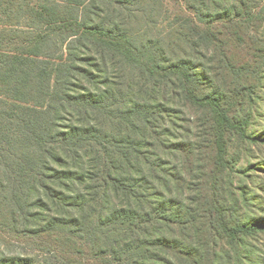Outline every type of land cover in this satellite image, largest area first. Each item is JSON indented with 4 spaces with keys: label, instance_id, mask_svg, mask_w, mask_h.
Instances as JSON below:
<instances>
[{
    "label": "trees",
    "instance_id": "trees-1",
    "mask_svg": "<svg viewBox=\"0 0 264 264\" xmlns=\"http://www.w3.org/2000/svg\"><path fill=\"white\" fill-rule=\"evenodd\" d=\"M251 2L0 0V225L17 231L34 190L69 207L38 229L67 264L230 263L221 241L264 232L221 200L227 135L264 141L226 102L261 73ZM187 110L198 140L168 124Z\"/></svg>",
    "mask_w": 264,
    "mask_h": 264
},
{
    "label": "rangeland",
    "instance_id": "rangeland-1",
    "mask_svg": "<svg viewBox=\"0 0 264 264\" xmlns=\"http://www.w3.org/2000/svg\"><path fill=\"white\" fill-rule=\"evenodd\" d=\"M165 1L170 10H175L181 6L179 0ZM250 5H252L253 13L250 16L251 10L246 17L242 46L248 54L259 61L261 73L249 86V91H252L251 94L248 93L244 97L226 102L234 116L238 118L250 116L249 133L264 137V0H252ZM92 9L95 12V9ZM104 13L108 14L109 12ZM92 15L94 16V13ZM159 28V26H152L149 33L145 35L146 41L158 38ZM241 53L243 54L244 51ZM110 64L109 76L115 74V71L112 70L113 63ZM116 91L121 93L124 90L118 88ZM186 114V118L181 115L169 117L172 120L168 124L177 133L185 132L198 140L201 131L200 127H196L195 121H199L203 115L201 114L198 118L193 117L189 110ZM227 138L228 160L234 170L230 176L228 175L230 170H225V175L221 176L223 178L221 200L224 202L226 199H230V202H233V207L230 203L224 205L230 214L236 213V216L245 219H264V141L252 143L235 135H227ZM240 190L244 192L243 196H240ZM30 194L33 205L26 215L20 218L21 222L18 224L17 231H13L12 227L0 225V264H18L19 262L26 264H67V261L64 260L65 250L59 243L58 236L51 237L45 232L38 231V229L44 228L48 220L54 216L69 217L67 211L69 207L62 204L58 197L47 199L44 195L43 200L48 201V203L41 204L38 202L36 205L35 202L39 199L38 192L32 190ZM54 229L65 232L67 235L68 232L66 231L74 232L75 230V228L62 227H54ZM80 232L78 231L77 235ZM247 243L246 246L235 247L241 254L237 255L234 247H229L221 241L224 254L233 257L230 263L223 264H264V232H259ZM220 253L223 254L221 251Z\"/></svg>",
    "mask_w": 264,
    "mask_h": 264
}]
</instances>
